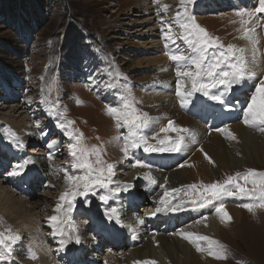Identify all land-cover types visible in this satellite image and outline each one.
Instances as JSON below:
<instances>
[{
  "label": "rangeland",
  "instance_id": "1",
  "mask_svg": "<svg viewBox=\"0 0 264 264\" xmlns=\"http://www.w3.org/2000/svg\"><path fill=\"white\" fill-rule=\"evenodd\" d=\"M134 1L135 0H0V183H2L1 185L19 201L23 202L22 199H28L25 204L29 206V208L37 203L36 201L38 200H43V203H47L48 209L44 210L42 207L38 206L36 209L37 214L40 218L43 217L42 221L46 224L50 215L53 216L57 213L54 214L53 211H51L52 208L55 209L56 204L54 203L56 200H58V203H61L62 201L59 199L60 195L68 191L63 169L67 168L70 174H84L83 169L78 170L71 167L73 158L70 155L71 149L69 145L75 143V141L66 134L64 128L59 126L61 124L67 126L68 121H74L73 124L68 126L73 131V134L75 135L77 131L83 133L82 143L88 148L98 146L102 153L103 161L106 164L114 165V175L112 176V183L109 185V188L114 189L118 185L122 188L125 184H131L133 187L130 188V191L134 187L138 190L143 188L149 190L148 195L150 196H145V199L139 202L133 211L146 215L152 209L154 214L158 206L150 203V198L152 197H156L154 199L173 197L170 199L172 203L168 204V206L177 207L179 209L177 211L179 212L183 209H188L189 211H193L194 209L207 211L185 223L181 227V230L178 229L176 231V228L171 232V235L178 237V235L185 232L187 230L186 228L190 227L195 220L202 217L206 218L210 214H216L218 219H222V213L216 212V208L220 203L224 204L228 214H230L229 207L232 205V207H237L242 210L243 219L240 226L234 225L235 222L232 223V220H227V222L221 220L226 223L230 222L229 225H231L228 228L222 227L221 235L215 234L213 237L211 234L201 233V235L212 237L225 245L228 258L216 259L209 255L208 260L200 258L199 262H196L197 260L192 258L193 262L191 263L264 264V208H257L254 212H249L248 209L242 207V205L245 204L246 201V203L252 201L247 197L239 196H223L217 203H215L214 200L211 203L204 201L205 206L199 207V200H197L196 204H193L191 201L197 198L200 193L193 192L186 187L191 184L200 185L201 182L204 185H209L217 181L222 183L229 175H234L237 172L244 173L248 169L264 172V166L259 162L261 158L264 160L263 139L257 142V140H253L252 136L248 137L249 155L246 161L243 162L247 165L245 168L238 167L233 169L223 167L217 169L214 177L211 179L198 177L194 178L192 181L190 180L188 183H186V181H178V176L173 174L176 178L175 181H177L174 182L169 176L170 173L181 169V164L186 163L188 159L194 155V152L202 148L203 142L200 143L199 139L185 134L181 151L153 153L161 156L175 155V157L164 158L166 160H175V164L167 168L165 173L171 181L167 179L165 175L162 178V173L164 172L159 169L160 166L156 165L155 161L141 156L146 153L143 151L142 147L129 148V154L125 156L122 151L125 141L123 139H114L120 136V133L121 135H127L128 129L126 127L118 129L116 127L115 117L108 115L106 109L109 106L121 109L125 99L134 101L135 107L138 108L141 113L147 114L150 124L148 127L141 129L140 132L148 137L150 144H155L159 139L164 137L165 134L161 132L160 129L167 126L165 123L171 121L161 120L158 122V119L151 120L147 112L148 101L144 99V96L139 95H161V93L166 95L169 90H167L166 86L160 89L158 80L154 79L157 78L155 75L158 74L159 70L157 71L152 67L150 70L143 71V69H136L134 66L135 62L138 60H145L149 57L157 56L152 53L153 51L150 49H144L150 37H142V35L138 33L140 31H134L141 26L140 23L136 24L138 27L134 24L129 25L128 27L131 28V32H125L123 30L125 26L122 25V21H124L125 17L129 18L130 23H135V19L141 21L145 19L144 16L137 15L140 11L135 8H131V12H135L136 14H124L128 12V7L131 6ZM150 2L156 8V22H158L161 17L171 18V15H169L170 13L174 15L177 11L182 12L179 0H159V3L157 0H151ZM164 4L170 6L167 11L162 8ZM203 5L207 7L204 10ZM188 11L191 15L195 16L196 22L202 23L199 25L206 29L210 36L218 37L219 43L225 46L230 44L234 45V41L239 39L242 35L240 24L241 17L237 15L239 11L238 7H234L233 3L230 1L225 3L223 0H194V2L188 6ZM203 13V20L199 21L197 15ZM247 17L248 16L245 15L243 19L247 20ZM255 20L256 19L253 18L254 22ZM163 23L165 24L166 20ZM163 23L161 22L162 25H164ZM251 27H254V25ZM254 28L258 36L256 37L258 41L261 40L264 42V38H259L262 29L257 25ZM162 31L163 33L164 31L167 32L166 29ZM172 31L177 33V29ZM167 36L169 38H164V44H167L170 40L171 35L167 34ZM125 37H127V41L123 39ZM260 48H263L261 44H259L258 53L260 62L257 67L259 74L261 72L263 73L262 63L264 62V57H261L263 52ZM182 50L183 52L181 54L190 52L185 51L187 48H182ZM213 50H217L216 46L209 50V56H211ZM167 51L168 50L165 52L167 53ZM170 52L174 53L175 51L173 49ZM171 62L174 63L172 60L169 61L168 59V63L171 64ZM181 69L183 71L182 67ZM173 70L175 69L171 67V72ZM160 72L164 71L161 70ZM149 74L152 77L154 76L153 80L148 84L142 83L145 81V76ZM263 75L257 77L256 82L264 78ZM177 77V73H172L170 76L173 80L179 81L180 77ZM256 86H259V83L255 84L254 88L251 89L247 95L249 99L254 94ZM233 89L237 90L238 85H233L232 89L229 91L231 95ZM222 90L223 86L219 89H210V93L219 94ZM178 91L181 90L175 87V90L173 89L169 97H172V99H180L181 96L178 95ZM251 92H253V94ZM200 96L204 100H211L209 96H205L202 92H200ZM249 99L245 100L247 105L250 102ZM211 101L217 102L214 100ZM235 102H238V100H235ZM19 107H21V109L16 113ZM245 108L246 107H244V109ZM183 112L186 113V111ZM171 118L172 117H169L168 119ZM193 121L194 123L199 122L198 120V122L195 120ZM20 122L21 125L24 124V126L29 128L28 132L31 133L32 136L22 137L18 135L16 128H18ZM201 124L203 132L208 136H212L211 134H222L224 136L225 134L217 129L228 127L223 126L211 129L208 128L206 124ZM236 124H242V127L245 126L243 116L237 119L236 122L231 123V125ZM173 126L175 127L176 125ZM232 127L233 126L229 129L234 133ZM251 128L255 134L264 136V132H260L255 127ZM43 131L47 134L49 133L50 137V139L47 138L44 142ZM167 135L175 138L177 134L173 131L169 132ZM181 135L183 134L181 133ZM40 136H42V138H40ZM33 138H35V144L30 145V140ZM53 141H59V143H61L60 149H62L58 151L59 148L57 145H54L55 148L52 149L54 156H49L51 153L49 145H51ZM10 142L14 145L17 143L21 151L18 153L17 151L13 152L15 147H13ZM42 143L43 146L40 145ZM20 144H22L23 147H20ZM190 147L193 148L192 151ZM28 150H35L37 154H31ZM7 153L10 155L9 157ZM33 156H38L39 159L42 160L46 173H49L47 175V178H49L48 180L42 178L39 174H37L39 177L35 178L37 181L35 184L33 183V185L38 189L36 190L37 193H39L38 196H34V194L33 196H29V194H25L22 191L20 192V190L13 185V179L11 178L13 175L11 176L9 173L13 172L14 163L8 165L7 161H5L6 159H8V161L14 159V161H16L17 159L22 162V160L25 161ZM178 156H181V160L176 159ZM213 158L209 159V155L207 157L211 164H214ZM31 160L34 165V159ZM90 160L95 161L96 156H90ZM137 160L150 165V167L137 166ZM32 163H30L31 167L29 164V167H26L25 174H23L25 177H28L27 174L36 173L35 171L37 170L33 167ZM27 171L28 173H26ZM167 172H169V174ZM148 173H150L151 179L146 178V174ZM20 179H23L22 176ZM153 179L155 183L152 182ZM21 180H17V182ZM61 182L64 183V186ZM240 182L243 183V180ZM50 183L53 185H49L48 187L47 184ZM144 184H157L159 187H165V189L167 186L169 195L165 196L164 194L166 191L162 192L160 189L154 187V185L151 188L150 185L144 186ZM56 185H61V187L58 188ZM248 187H252V185L249 184ZM172 189H177L178 191L174 194L170 191ZM200 192L203 193L202 188ZM107 193H109L108 189L97 188L95 194L89 193L86 198L77 197L74 204L77 205L75 211H78L73 213L75 216L73 218L74 221L85 222L84 219L88 218V213H85L88 212L86 211L87 208H90V212L95 209L102 213L101 210L107 208V203L101 201L99 196L103 194L106 195ZM203 194L207 195V193ZM42 195L44 197L43 199ZM126 195V193L122 192L117 200H123L125 203ZM85 200L88 202L85 203ZM174 200L177 201L174 202ZM181 201H184V203L181 204ZM111 202L112 204H116V201ZM89 203L94 204V206H89ZM5 205V202L1 198L0 211L6 210L7 206ZM131 205L133 206L134 202ZM4 216L3 213L0 212V232H5L8 228H11L12 234L17 232V234L21 235H19L20 239L25 241V245H32L34 243L32 246L35 247V249L39 246L43 247L41 248L42 250L45 248L44 251L41 250L45 253V256L42 257V261L44 260L42 264L56 260L55 248H71L70 245L72 243L69 244L67 242L63 246L60 244V240L64 238L59 235H53L55 229L50 225L41 228V230H43V235L47 236V246H45L46 243H44V245L38 244L36 232L27 231V229L24 228L25 225L19 226L17 224L10 226L9 223L5 222ZM79 217H81V219ZM127 218L129 219L128 215ZM31 222L33 223L34 221ZM110 223L111 229H118V226H123L125 228L127 226L129 227V224H125L124 219L120 220V223H117L118 225H116V222ZM161 224L165 226V223L162 222ZM148 225L154 227L152 223L148 222ZM103 226L106 225L103 224ZM156 227H158V225H156ZM24 229H26L27 232ZM38 229H40L39 225L36 227L37 232ZM146 230L148 232H146ZM153 231L155 230L148 229L147 226L139 231L138 235H142V233H151ZM164 231L165 230H161L163 233ZM147 237L148 236L141 238L143 240L141 245L147 242L145 241L148 240L146 239ZM181 239L186 241V243L189 242V244H187L192 250H195L197 254L205 252L197 251L196 246L190 240L185 238ZM202 246L207 247V242H202ZM129 247L131 248V246H127V249L124 247L116 249L117 253L120 252L123 254L125 251V254L128 253L129 256V258L127 256L121 257V262L119 263L114 261V253H111L109 256L105 255L109 264H136L137 262L147 260L132 258L130 256L131 250ZM205 253H207V251ZM46 254L48 255L46 256ZM60 254L62 253L58 252L56 257ZM95 256L96 254H94V257ZM152 259L154 258H149V260L154 261ZM9 260L10 259L0 262V264H7ZM160 263L161 261L157 262V264ZM184 264H187V262Z\"/></svg>",
  "mask_w": 264,
  "mask_h": 264
},
{
  "label": "bare ground",
  "instance_id": "2",
  "mask_svg": "<svg viewBox=\"0 0 264 264\" xmlns=\"http://www.w3.org/2000/svg\"><path fill=\"white\" fill-rule=\"evenodd\" d=\"M150 1L149 0H135L134 3L128 7V10H127L128 12H126L124 14H127V15L128 14H131V15L136 14L135 12H131L132 11L131 8H133V9L135 8L138 11H140L137 13V15L138 16H144L145 19L141 21L137 18L138 20H136V19L134 20V21H136L135 23H130L129 18L125 17L124 21H122V25L125 26V27H123V30L125 32H127V31L131 32L130 31L131 28L128 27L129 25H131V24L136 25L138 23L141 24V26L134 31L135 32L140 31L138 33H140L142 35V37L143 36H149L150 37L148 39L147 45L144 49H146V50L150 49L151 51H153L152 53L156 54L157 56L151 57V58L149 57L148 59H145V60H142V59L138 60L135 62L134 66L136 67V69H140V70L143 69V71L144 70H150L152 67H153V69H155L157 71L159 70L158 74L155 75V77H157V78H154V76L152 77L149 74V75L145 76V78H144L145 81L142 83L148 84L154 78L155 80H158L160 89H163L166 86V88H167V90H169V92L166 95L163 93H161V95L160 94H150V95L139 94V95L144 96V99L146 101H148L147 112H148L151 120H157L158 119V122H160L161 120L173 121V119H174V122H175L174 125L189 129L191 131V133H194L195 139H199L200 143L203 142L202 148L199 149L197 152H194V155H192V157L190 159H188V161L186 160L187 161L186 163L181 164V167H182L181 169L170 173L169 178H171V180H173L174 182H177V181H175L176 178L173 176V174H174L175 176H178V179H179L178 181L181 180V181H186V183H188V182H190V180L192 181L194 178H198V177L203 178V179L204 178L205 179H208V178L211 179L214 177L215 171L217 169H220L223 167H228V168H233V169L238 168V167L239 168H245L247 165L243 162L246 161V159L248 158V155H249V153H248L249 152V148H248L249 142L247 141L248 137L252 136L253 140L255 139L258 142L261 139L264 140V136L255 134L253 132V129L250 126L245 125L244 127H242L243 126L242 124H240V125H238V124L229 125L230 127L233 126L232 131H234V133L236 135L235 140L224 137L225 135L223 136L222 134H220V135L211 134L212 136H208L203 132L202 124L200 122H198L194 117H192L188 113L183 112V111H185V108L187 109L188 105H190V106H188V108H191L193 105L197 104L202 99L201 97H199V93L196 92L191 97H185L186 99L190 100V102L187 104L186 107L181 106V104H180L181 97H180V99L179 98L172 99V97L171 98L169 97V94L171 92H173V89L175 90V87H178L183 92L191 91V84H190L191 81L189 78H184V77H180L179 81L173 80L172 78H170L172 73H177V68L180 66V64H183V62H180V64H178V62L172 60L174 63H172V62H171V64L168 63V59H169V61L171 60L169 54H174V53H172L170 51H167V53H166L165 52L166 50L164 51V48L165 49L167 48L166 44H164L165 35L166 34L171 35L169 41H171L173 43L178 42V45H177L178 47L176 48V51H177V49H179V51H181L182 48H187V50L188 49L191 50V52H189V55H193L194 53H193L192 46L188 43V37L187 36H183L179 39V41H177V37L179 36V34H177V33H179L183 29L178 27L177 18L175 16L176 12L174 13V15H172V13L169 14V15H171V18L161 17L159 19V21L156 22V18H157L156 8L154 7L153 4H151ZM228 1L232 2L234 7H238L239 11L244 10L246 12L254 13L255 10L259 7V1H256V0H223V2H225V3ZM254 4H256L257 6ZM211 6H212V4H211ZM203 15H204V13L197 15V18L199 19V21L203 20ZM254 19H256V20H255V22L253 21L252 25H254V27H256V25H257L258 27H260L262 29L261 33H260V37H259L262 39V38H264V13L256 14ZM165 20H166V23L164 24L163 22ZM161 22L164 25H162ZM169 24L172 25L171 28L168 27ZM163 29L164 30L166 29L167 32L164 31V33H163V31H162ZM174 29H177V33L175 31H172ZM182 34H184V32H182ZM256 37H258V36L256 35ZM123 39L125 41H127V37H125ZM122 43H125V42H122ZM234 43H235L234 45H236L237 47H240V48H250L249 41L246 39H242L241 37H239V39L235 40ZM259 44H261L263 46V48H260L263 52L261 55V57L263 58L264 57V42L260 40ZM189 55H187V56H189ZM258 64L259 63H257L254 66V71L256 72L257 77H261L264 74V62L262 63L263 64V73L261 72L260 74L258 73V70H257V67L259 66ZM170 66L172 67V69L174 68L175 70H173L171 72ZM161 70L164 72H160ZM181 71H182V69H181ZM263 77H264V75H263ZM181 81H183V84H184L183 88H180V82ZM256 81L257 80L247 81L246 83H243L242 85H238V89L235 93L236 95L234 96L235 100H238V102H235V100H234L233 101L234 103L232 104V106H229L227 100H225V103H224L225 107L232 110L233 112H236L238 116L239 115L243 116V112L246 109V108L244 109V107H247V103L245 100L249 99L247 97V95L249 94L251 89L254 88V85L259 83V81L258 82H256ZM173 84L175 87L173 86ZM251 93L253 94V92H251ZM230 94L231 93H228V95H230ZM170 96H171V94H170ZM215 103H216L215 105L220 106L219 102H215ZM244 103H245V106H242ZM13 109H15V108H13ZM20 109H21V107L17 108L16 113H18L20 111ZM189 113H191V112L189 111ZM15 116L17 117L16 114H15ZM169 117H172V118L168 119ZM193 120H195L198 123H194ZM166 124L168 125V122L165 123V125ZM16 130L18 132V135H21L22 137L32 136V134L28 132L29 128L24 126V124L21 125V122H20V125L18 126V128H16ZM116 130H117V128H116ZM255 132H257V131H255ZM43 133H44L43 142L47 138L50 139L49 133L47 134L44 131H43ZM182 134L185 135L188 133H182ZM120 136H121V133H120ZM190 136H192V135H190ZM34 142H35V138L31 139L30 145L35 144ZM10 143L12 144L13 147H15L13 152L17 151V153H18L21 151L19 149L17 143L15 145L12 142H10ZM40 145L43 146V143ZM54 145H57V147L59 148L58 151L62 149V148L60 149L61 143H59V141L52 143L51 145H49V148H51L50 149L51 155L54 154V152H52V149L55 148ZM192 149L193 148L190 147L191 151H192ZM28 151L31 154H34V153L37 154V151H35V150H28ZM256 151H257V149H256ZM205 154H207V155H205ZM51 155H49V156H51ZM208 155L210 158L214 157L213 158L214 164H211L210 160L207 159ZM31 159H34V165H33V163H32V165L37 170L35 172L40 174L43 178H46V180H48L49 178H47V175L49 173H46V171H45L46 169H44V167H43L44 165L42 164V160H40L38 156L30 157L27 160L32 161ZM176 159L181 160V156H178ZM46 161H48V160H46ZM259 162L264 166V160H262V158L259 160ZM19 163H21V162L16 159V161L13 164V169H14V166L19 164ZM155 163L158 166H160L159 169L164 172V173H162L163 174L162 178H163L166 171H167V168H169L170 166L162 165V164L158 163L157 161H155ZM174 164H175V160L173 159V160H171V165H174ZM29 166H30V164H29ZM29 166L27 165V167H29ZM25 169H27V168H25ZM25 169H24L23 173L26 171ZM49 172H51V171H49ZM167 173L169 174V172H167ZM51 174H53V173L51 172ZM17 176L19 177V175H17ZM165 177L167 179H169L168 176L165 175ZM20 178H21V176H20ZM36 181L37 180L34 179V182H36ZM1 184L2 183H0V196L3 199V201L5 202V204H6L5 206H7V207H6L5 211L1 210L0 212L3 213V216L5 215L4 216L5 217L4 220H6L5 222L9 223L10 226L11 225L12 226L17 225V224L19 226L25 225L24 228H26L27 231L36 232L38 244L44 245V243H46L45 246H47V242H46L47 236L43 235V230H41V228L43 226H47L50 224L48 222V219H47V223L45 224L42 221L43 217L40 218L39 215L37 214V211H36L37 206L42 207V209H44V210L48 209L49 207L47 206V203H43V200H38V201H36L37 203H35L34 205H32V207L29 208V206H27L25 204V202L28 199L27 200L22 199L23 202L19 201L18 199H16V197H14L13 194H11ZM61 184L64 186L63 182H61ZM49 185L51 186L53 184H51V183L47 184L48 187H49ZM56 186L58 188L61 187V185H56ZM154 187L160 189V191H162V192L169 190L167 186H166V189H165V187H159V185H157V184H155ZM54 188H56V187H54ZM17 189H19V188H17ZM20 192H21V190H20ZM122 192L126 193L127 194L126 196H128V200L125 203L123 202V200L122 201L117 200L118 196ZM148 193H149L148 189L143 188L141 190H138L134 187L133 189H131V191L129 189L126 192L120 191V192L115 193L114 195H110V198H109V200L107 202V206H106L107 208H103L101 210L102 213H100V211L95 210V209L91 210V214H90L91 220L89 222L88 221H85V222L74 221L73 218L75 216L73 215V213L78 211V210L74 211L77 207V205H75L74 210L70 213V217H71V220L74 221V223L78 229V233H72V235L74 236L75 234H78L80 236L81 243H82L83 238L85 237L86 234H89V236L92 234V233H89V231H91V230H88L89 228H91V229H92V227L93 228H100L101 226H103V222L107 226L110 227V224H111L110 222L115 223L116 220L115 219H112V220L108 219V212L111 208H116L118 210V213L121 212L123 214V215H119V220L124 219L125 224L126 223L129 224V227L127 226L125 228L123 226H118V228L122 229L121 230L122 232H125L126 237L127 236L131 237L134 241H136L135 245H131L132 246L131 248L129 247L131 250L130 256L132 258H138L141 260L147 259L146 261H148L149 258H154L152 260H154L156 262L161 261L160 264H184L185 262H187V264L188 263L193 264V263H191V262H193L192 258L193 259L195 258L197 260L196 262H199L200 258H203V260L204 259L208 260L209 254L205 253L206 251L204 253L197 254L195 250H192L190 248V246L188 245L189 242H187L188 243L187 244L186 241L181 239V238H184L181 234L178 235V237H176L175 235H171V232H167L165 229V226H162L161 223L162 222L165 223V222H164V220H159L158 216L159 215L166 216L169 214L168 209H164L162 211H157L158 208H162V204H161V198L162 197L159 199H154L156 197L150 198V203L152 205L158 206L154 214H153L152 209L146 215L145 214L143 215L141 213H137V212L133 211V209L136 207V205H135L136 202L141 200V199L142 200L145 199V196H147V197L150 196V195H148ZM33 194H34V196L39 195V193H37L36 189L31 194H29V196H33ZM106 195H109V193H107ZM46 197H48V196H46ZM43 198L44 197L42 195V199ZM122 199H124V198H122ZM165 199H167V198H164V200ZM41 201H42V203H41ZM111 201H114V202L116 201V204H114V203L112 204ZM133 202H134V205L132 206L131 204ZM54 204H58V200H56V202ZM63 204H64V208H67V203L63 202ZM89 206H94V204L89 203ZM232 206L229 207L230 208V210H229L230 214L229 215L231 216L232 223L235 222L234 225L240 226L242 219H243L242 210L240 208L232 207ZM64 208L61 209V211L58 213V215H63ZM51 211H53L54 214L56 213L55 209H53V208L51 209ZM206 212L207 211H205V210L194 209L193 211H190L188 214H185V215L180 214L179 217L173 218V220L176 224L175 228H179V226H181L183 223L190 221V219H194L197 216L204 214ZM56 215H57V213H56ZM127 215L130 218V220L127 218ZM67 218H68L67 216L64 217V219H67ZM79 218L81 219V217H79ZM141 219L144 221L142 224L139 223V220H141ZM221 220H224L227 222V220H225L223 218L218 219L216 217V214L215 215L210 214L206 218L202 217L198 220H195V222L192 223L190 227L186 228L187 230L184 233L192 232V233H197V234L201 235V233L203 232L205 234H207V233L211 234L214 237L215 234L219 235L221 233L222 227L228 228L229 226H231V225H229L230 222L226 223V222L221 221ZM31 221H34V222L32 223ZM147 221L154 225L155 231H153L151 233H147V234L142 233V235H138V232L143 230L145 228L144 226L147 225L146 224ZM225 224H226V226H225ZM38 225L40 226V229H38V232H37L36 227ZM116 225H118L117 222H116ZM156 225H158V227H156ZM26 229H24V230L26 231ZM179 229L181 230V228H179ZM161 230H165L164 233L161 232ZM64 231H65V236L63 238L66 239L67 235L69 234L68 229L65 228ZM146 232H148V231L146 230ZM14 233L17 234V232H14ZM18 235H20V234H18ZM41 235H42V237H41ZM146 236H148L146 238L148 240H145L147 242H145L144 244L141 245V243L143 242V240L141 238L146 237ZM30 239H31V237H30ZM34 241H35V239H34ZM68 243L69 244L73 243L75 246L77 245L75 243L74 238L71 239L70 241H68ZM81 243H79V244H81ZM87 243H88V245H90L91 241L90 242L87 241ZM126 244L127 243H124L122 246H125ZM32 245H25V241H23L22 239H19L15 243H13L12 244L11 258L7 264H42V262L44 261V260L42 261V257L45 256V253L42 251H44L45 248L42 250L41 248H43V247H40L38 245L39 247H37L35 249V247H33ZM128 245H130V244H128ZM126 247H124V248L127 249ZM107 248H109V247L107 246ZM90 249H91V247H89V250ZM30 252L36 253L35 259H33L31 257ZM58 252L59 253L61 252L62 254H64L63 249H59ZM94 254H96V250H94V252L92 253V256H94ZM112 254L114 256V261L116 263L121 262V260H120L121 257L127 256L129 258L128 253L125 254V251L123 252V254H121L120 252L117 253L116 248L112 251ZM47 255L48 254H46V256ZM106 256H104V258L103 257L102 258L105 259L104 262L109 264ZM99 261H100V258H98L97 262H99ZM48 263L49 264H58L56 260H53L52 262H50V261L46 262V264H48Z\"/></svg>",
  "mask_w": 264,
  "mask_h": 264
},
{
  "label": "snow or ice",
  "instance_id": "3",
  "mask_svg": "<svg viewBox=\"0 0 264 264\" xmlns=\"http://www.w3.org/2000/svg\"><path fill=\"white\" fill-rule=\"evenodd\" d=\"M159 3V0H157ZM194 0H179L181 11H177L175 16L177 18L178 27L183 29L191 37L188 43L193 48V55L185 56L183 54H170V59L173 61L183 62L177 68V76L189 78L191 80V91L185 93L178 91V95L181 96L180 104L182 107H186L190 102L185 97H191L196 92H202L205 96H209L211 100L217 101L220 104H224V96L228 93L233 85H242L247 81H254L257 78V74L254 71V66L260 62L259 53V41L256 38L255 28L251 27L253 18L258 13H264V0H259V7L254 13L246 12L244 10L238 11L237 15L241 17V38L246 39L250 43V48H240L236 45H223L219 43L218 37H212L209 35L206 29L202 28L197 22L195 16L191 15L188 11V6L191 5ZM169 5H162L163 10L167 11ZM247 15L248 19L243 17ZM172 27L171 24L168 25ZM165 38L169 37L167 34ZM187 39V38H186ZM216 46L217 50H213L211 56L208 55L209 50ZM179 53V49H177ZM181 67L183 71H181ZM223 86V90L219 94H211L210 89H219ZM183 81L180 82V88H183ZM106 112L110 116H114L116 120V127L128 129L127 135L117 136L114 139L125 141V145L122 148L125 156L129 154V148H143L146 153H163V152H179L181 151L184 143V135L181 133H188L194 137V133H191L189 129L182 128L180 126H173L174 122L169 121L168 125L161 128L160 131L165 135L162 139H159L157 143L150 144L148 137L141 134L140 130L149 126L150 121L147 118V114L141 113L138 108L135 107V102L125 99L123 101V107L117 109L109 106ZM243 122L247 126L255 127L260 132H264V78L260 79L259 86L255 87V92L250 98L246 109L243 112ZM74 121H68L67 126L65 124L59 125L64 128L66 134L72 138L75 143L70 144V155L73 158L71 167L73 169H83V175L70 174L68 169H63L65 173V181L68 191L62 193L59 197L60 201L67 203V208H64L63 203H58L55 206V211L59 213L64 208L63 215H53L48 218L50 226L55 229L53 235L65 236L64 229H68V235L66 239H61L60 244L63 246L68 241L74 238L75 243H81L80 236L72 233H78V229L71 220L70 213L72 212L77 197H87L89 193L95 194L97 188L108 189L109 195H101L99 199L108 202L110 195H114L120 191H128L133 187L131 184H125L121 188L119 185L112 189L109 185L112 183V176L114 175V165L106 164L102 159V153L98 146H92L88 148L82 143L83 133L76 132L70 129L71 124ZM225 134L227 138L232 140L236 139L235 133L231 132L228 127L217 129ZM175 132L177 135L175 138L167 135L169 132ZM159 135V134H157ZM55 143V141H53ZM23 147L22 144L19 145ZM95 155L96 160H90V156ZM207 155V154H205ZM209 159H211L209 157ZM32 163L30 160L22 161L14 166V171L9 175H20L28 164ZM136 165L139 167H150V165L144 164L137 160ZM146 178L151 179L150 173L146 174ZM243 180V183L240 181ZM155 183V180H152ZM251 184L252 187H248ZM193 192L200 193L197 198L192 199V203L196 204L197 200L200 201L199 207H204V201L211 203L213 200H220L223 196H239L249 198L250 203H245L242 207L248 209L249 212H254L257 208H264V172H259L255 169H248L244 173L237 172L234 175H229L222 183L217 181L209 185H204L202 182L200 185L191 184L186 186ZM203 189L204 195L200 192ZM234 189V190H233ZM173 193L177 192V189L171 190ZM165 196L169 195V192H165ZM85 203L88 201L85 200ZM181 204L184 201L180 202ZM161 204L169 211L179 210L177 207H169V202L161 198ZM164 208H158L157 211H162ZM217 213H222V218L231 220V216L225 210L224 204L220 203L216 208ZM67 216V219L64 217ZM108 219H115L117 223H120L119 213L116 208H111L108 212ZM141 219L139 223H143ZM181 235L195 244L197 251H207L210 256L216 259H227L228 253L226 246L220 241L205 235L197 233H184ZM18 234H12L11 228H8L5 232H0V262L11 258L12 244L19 240ZM201 242H207V247L202 246ZM33 259L36 258L35 252H30ZM137 264H157L156 261H143L137 262Z\"/></svg>",
  "mask_w": 264,
  "mask_h": 264
}]
</instances>
